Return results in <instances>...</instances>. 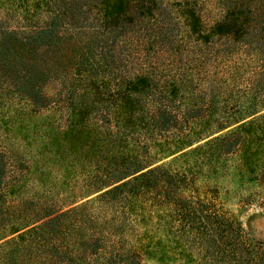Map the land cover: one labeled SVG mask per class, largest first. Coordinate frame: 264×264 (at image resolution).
I'll list each match as a JSON object with an SVG mask.
<instances>
[{
	"label": "trees",
	"instance_id": "16d2710c",
	"mask_svg": "<svg viewBox=\"0 0 264 264\" xmlns=\"http://www.w3.org/2000/svg\"><path fill=\"white\" fill-rule=\"evenodd\" d=\"M1 1L0 264H264V0Z\"/></svg>",
	"mask_w": 264,
	"mask_h": 264
},
{
	"label": "rangeland",
	"instance_id": "374dc122",
	"mask_svg": "<svg viewBox=\"0 0 264 264\" xmlns=\"http://www.w3.org/2000/svg\"><path fill=\"white\" fill-rule=\"evenodd\" d=\"M6 4L0 0V13ZM52 89L48 85L47 90ZM55 112H45L42 117L55 118ZM221 169L216 175L211 174L208 180L198 179L201 190L215 187L214 190H207L206 194L213 196L214 201L221 208L238 220L243 233L258 244L264 245V186H255L250 182L236 184L231 175L222 177ZM216 180V181H215ZM143 264H168L164 261L145 257Z\"/></svg>",
	"mask_w": 264,
	"mask_h": 264
}]
</instances>
